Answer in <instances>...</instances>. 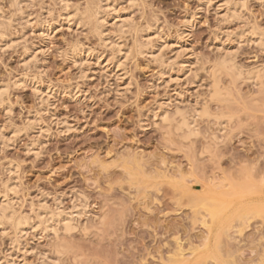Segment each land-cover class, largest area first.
Instances as JSON below:
<instances>
[{
	"label": "rangeland",
	"instance_id": "1",
	"mask_svg": "<svg viewBox=\"0 0 264 264\" xmlns=\"http://www.w3.org/2000/svg\"><path fill=\"white\" fill-rule=\"evenodd\" d=\"M252 27L264 0H0V264L194 259L213 244L194 191L249 179L264 204V90L212 76L222 55L264 65ZM204 104L212 117L194 115ZM253 214L203 263L264 264Z\"/></svg>",
	"mask_w": 264,
	"mask_h": 264
},
{
	"label": "bare ground",
	"instance_id": "2",
	"mask_svg": "<svg viewBox=\"0 0 264 264\" xmlns=\"http://www.w3.org/2000/svg\"><path fill=\"white\" fill-rule=\"evenodd\" d=\"M262 1V0H261ZM224 3V2H223ZM233 5V4H232ZM239 5V4H238ZM68 6V5H67ZM240 6V5H239ZM229 7V6H228ZM88 8V7H87ZM237 8V7H236ZM228 9V8H227ZM232 9H233V7H232ZM239 10V9H238ZM241 10V9H240ZM85 11V10H84ZM235 10H233L232 12H234ZM236 12H238V11H236ZM68 13V12H67ZM95 13V12H94ZM226 13V12H225ZM233 14V13H232ZM231 13H230V15H232ZM236 14V13H235ZM226 15H227V13H226ZM237 16V15H236ZM69 18V17H68ZM97 19V18H96ZM82 20H83V18H82ZM91 20V19H90ZM123 20V19H122ZM188 22V21H187ZM190 22V21H189ZM188 22V23H189ZM253 23V22H252ZM257 24V23H256ZM91 26V25H90ZM121 26V25H120ZM257 26H259V25H257ZM119 27V26H118ZM254 27V26H253ZM252 27V28H253ZM250 28V27H249ZM255 28H256V26H255ZM255 28H253L252 29V33L253 34H255V37L256 38H258V39H256L255 38V40H256V43L258 44V43H260L259 45H262L263 47H264V33H263V31H262V33L261 32H259V31H254L255 30ZM258 28V27H257ZM256 28V29H257ZM259 30V29H258ZM260 30H261V27H260ZM245 31V30H244ZM247 31V30H246ZM245 31V32H246ZM97 32V31H96ZM99 32V31H98ZM248 32V31H247ZM250 33V32H249ZM97 34V33H96ZM153 35V34H152ZM238 35V34H237ZM250 35V34H249ZM234 36V35H233ZM245 36V35H244ZM100 37V36H99ZM239 37V36H238ZM250 37V36H249ZM253 38H254V36H253ZM252 38V39H253ZM100 39V38H99ZM251 39V38H250ZM258 40H259V42H258ZM236 41V40H235ZM254 41V40H253ZM251 42H252V40H251ZM254 43V42H253ZM154 46V45H153ZM137 47V46H136ZM260 47V50L262 51L263 49H261V48H263V47H261V46H259ZM229 53V52H228ZM219 58V57H218ZM221 58V59H220ZM220 60H219V62H217L218 64H217V69H216V64H215V66H213V67H215V69L213 68V71L216 73H212V76H213V79L214 78H217V76L221 73V72H225V73H227V75H229V76H231L232 74H234L235 76H231V80H232V78H235L236 77V79L235 80H238L239 78L241 79V77H243V78H249L251 81H252V84H254V85H259L262 89H259L260 90V92H261V90H264L263 89V87H264V65H263V63H262V65H253L252 66V68H247L246 69V67H244V65L242 66H239V64H236V61H234V59L231 57V56H220ZM185 62V61H184ZM261 62V61H260ZM239 63V62H238ZM244 67V68H243ZM211 68V67H210ZM212 71V72H213ZM219 71H221L220 73H219ZM209 72V71H208ZM211 72V71H210ZM232 74H231V73ZM218 73V74H217ZM228 73H230V74H228ZM216 76H215V75ZM210 75H211V73H210ZM215 76V77H214ZM220 77V76H219ZM219 77H218V80H213L212 79V85H213V87L212 88H214V90H211L212 92H210V95H209V97H211V98H209L210 100L212 99V98H218V100H219V102L215 99V101L217 102V103H220L221 101H225V100H227L228 101V99H229V97H227L226 99H224V100H222L223 99V95L222 94H225V93H221V90L223 89V88H225V87H222L221 89L219 88L220 87V85H218V82L220 83V80H219ZM21 78V77H20ZM211 78V77H210ZM238 78V79H237ZM242 78V79H243ZM224 79V78H223ZM18 80V79H17ZM214 81V82H213ZM224 81V80H223ZM222 81V82H223ZM229 81V80H228ZM234 81V79L231 81V82H233ZM250 81V82H251ZM20 82V81H19ZM22 82V81H21ZM236 82V81H235ZM228 83V82H227ZM17 84V83H16ZM223 84V83H222ZM232 84V83H231ZM4 85V84H3ZM235 85V84H234ZM237 85V84H236ZM6 86V85H5ZM219 86V87H218ZM225 86V85H224ZM230 86V85H229ZM227 87H228V85H227ZM240 87V86H239ZM259 87V88H260ZM211 88V89H212ZM238 88V87H237ZM0 89H2V88H0ZM4 89V88H3ZM35 89V88H34ZM77 89V88H76ZM231 89V88H230ZM5 90V89H4ZM225 90H226V88H225ZM225 90H223V91H225ZM238 90V89H237ZM257 90V89H256ZM2 91V90H1ZM227 91V90H226ZM232 91V90H231ZM227 92H229V90L227 91ZM226 92V95L228 94ZM238 92V91H237ZM257 92H258V90H257ZM1 93V92H0ZM42 93V92H41ZM209 93V92H208ZM212 93V94H211ZM230 93V92H229ZM258 94V93H257ZM261 94H262V92H261ZM221 95H222V98H221ZM234 95V94H233ZM240 95H241V93H240ZM230 96V95H229ZM226 97V96H225ZM234 97V96H233ZM236 97V96H235ZM241 97V96H240ZM264 97V96H263ZM221 98V99H220ZM208 100V99H207ZM221 100V101H220ZM230 100V99H229ZM213 101H214V99H213ZM232 102V101H231ZM230 102V103H231ZM203 103H206V102H203ZM223 104V103H222ZM215 105V104H214ZM219 105V104H218ZM197 106V105H196ZM207 106L209 107V105L207 104ZM206 106V104H204L203 106L201 105V107H200V110H195V111H193L194 112V115L195 116H198L199 118H202V116L204 117V116H206V117H212L211 116V113L212 112H210L209 111V108ZM224 106V105H223ZM222 106V107H223ZM217 109V108H216ZM221 109V108H220ZM228 109V108H227ZM218 110V109H217ZM227 111V110H226ZM217 112V111H216ZM219 112V111H218ZM223 112V111H222ZM180 113V112H179ZM229 113H231V112H229ZM214 114H216V116H217V118H218V114L217 113H214ZM214 114H212L213 116H215ZM166 115V114H165ZM182 115V114H181ZM180 115V120H178V121H180V122H177L178 124H177V129H179V127L181 128L182 126H184L183 128H181V129H184L185 128V130H187V133H189V135L192 133V131L194 132V131H196L195 129V127H194V129H193V126L191 125L192 123L190 122H188L187 120H186V116L185 117H183V118H181L182 116ZM221 115H222V113H221ZM229 115V114H228ZM215 116V117H216ZM223 116V115H222ZM194 117V116H193ZM192 117V122H194V118ZM227 117V116H226ZM165 117H163V119H164ZM222 118V117H221ZM230 118V117H229ZM232 118V117H231ZM162 119V120H163ZM165 119H167V117L165 118ZM164 119V120H165ZM223 119V118H222ZM228 119V118H227ZM163 120V121H164ZM175 120H176V118H175ZM221 120V119H220ZM191 121V120H190ZM223 121H225V120H223ZM229 121H230V119H229ZM196 122V121H195ZM228 122V121H227ZM223 123V122H222ZM190 124V125H189ZM194 124V123H193ZM181 125V126H180ZM217 125V124H216ZM222 126V125H221ZM26 127V126H25ZM187 128V129H186ZM217 128H219V127H217ZM223 128V127H222ZM31 129V128H30ZM180 129V130H181ZM198 129V128H197ZM222 131H223V129H222ZM186 132V131H185ZM184 132V133H185ZM182 135V134H181ZM187 136H189L188 134H186ZM216 135V134H215ZM214 135V136H215ZM225 136H226V134H225ZM186 137V136H185ZM246 180V179H245ZM243 181V184H245V186H248V187H245L242 183L239 185V187H238V185H235V186H237V188L238 189H234V185H228L227 187H228V189H230V188H233V190L232 191H230L229 192V190L227 191V190H225L224 191V189H222V191L221 192H219V191H215V190H212V189H207V190H202V191H198V190H196L195 188H193V189H195L196 191H194L193 193H192V196L190 197V200L192 201V203H193V205H195V204H198V205H200V206H202L203 207V209H204V211L206 212L205 213V216L203 215V217L201 218L202 220H201V222H202V224L204 225V226H206L207 228H206V231H208L209 233H212L213 234V244L210 242V241H207V242H205L206 241V239H207V236H206V238L204 239V242H205V244H204V242L202 243V245H201V247H203V244H204V250H203V253H201V255H198L197 254V256L194 258V259H189V258H187V257H185V255L183 254V250H182V248H181V246H179L178 247V249H177V252L175 253V256H173V258L172 257H170V258H172V259H170V260H168L167 259V261H169L168 262V264H205L206 262H204L203 263V260L204 261H206V259L208 258H211V259H213L214 261L215 260H218V252H219V254H220V252H221V248H220V251H218L219 250V241H221V239H219L220 237H222V232H223V234H226L225 232H224V230H225V228L226 229H228V227H231V225L232 224H230V226H228L229 225V223H232L233 221H231L232 219H235V220H238V219H240V220H238L239 222L241 221L242 223H243V219H246V218H248L249 219V217L250 216H248V215H254V216H256L255 214H253V213H256V214H261L262 212L264 213V204H262L261 202H260V200L259 201H257L258 199H255L253 196H255V195H258V193L259 192H257L256 190H252V189H254L255 188V184H253V185H249V184H247L246 185V183L245 182H247L249 179H247V181ZM262 180V179H261ZM240 181V180H239ZM251 181V180H250ZM207 182V181H206ZM228 182V181H227ZM262 182V181H261ZM248 183H250V182H248ZM220 184V183H219ZM262 183H260V185H261ZM6 185V184H5ZM205 185V184H204ZM211 185V184H210ZM241 185H243V186H241ZM263 185V184H262ZM241 186V187H240ZM254 186V187H253ZM7 187V186H6ZM202 187V186H201ZM209 187V186H208ZM230 187V188H229ZM252 187V188H251ZM213 188H214V186H213ZM258 188V187H257ZM216 189V188H215ZM7 190V189H6ZM227 192V193H226ZM187 193V192H186ZM188 194V193H187ZM187 197H189V196H187ZM237 199H242V203L241 204H236L235 202H236V200ZM189 200V199H188ZM244 200V201H243ZM190 202V201H189ZM240 203V202H239ZM191 204V203H190ZM2 206V205H1ZM5 208V207H4ZM1 209V208H0ZM2 209H3V207H2ZM4 211H5V209H3ZM45 210V209H44ZM52 210V209H51ZM57 210V209H56ZM46 211V210H45ZM44 212V211H43ZM49 212V211H48ZM6 213V212H5ZM10 213H12L11 211H10ZM54 213V212H53ZM51 214L49 217L51 218L52 217V219H54V221H60L61 222V220L63 219V223L66 221V217L65 216H63L62 215V213L60 214V212H56V213H54V214ZM4 214V213H3ZM14 214V213H13ZM12 214V215H13ZM41 214V213H40ZM48 214H50V212L48 213ZM64 214V213H63ZM68 214V213H67ZM198 214V213H197ZM258 214V215H259ZM62 215V216H61ZM200 215V214H199ZM1 216H2V214H1ZM4 216V215H3ZM9 216H10V219L12 218L11 217V214H9ZM201 216V215H200ZM248 216V217H247ZM5 217H6V215H5ZM8 217V216H7ZM16 217V216H15ZM206 217H207V219H206ZM261 217H264V215H262ZM3 218V217H2ZM1 218V219H2ZM13 218H14V216H13ZM17 218V217H16ZM15 218V219H16ZM18 218H19V215H18ZM22 218V217H21ZM10 219L8 220V222L10 221ZM64 219H65V221H64ZM4 220V219H3ZM12 220V219H11ZM14 220V219H13ZM18 220H20V221H17V219H16V221H17V223H16V221L14 222V223H16V224H14L13 222H12V224H13V227H14V225H16V229H18L19 228V226H20V224L22 223V220L21 219H18ZM25 220V219H24ZM23 220V221H24ZM247 220V219H246ZM28 221V220H27ZM53 221V222H54ZM67 221H68V218H67ZM237 221V222H238ZM4 222H6V221H4ZM200 222V223H201ZM241 222L239 223L240 225H243V224H241ZM25 223V222H24ZM4 224V223H3ZM10 224H11V222H10ZM68 224H69V221H68ZM67 224V222H65L64 223V225H65V227H64V230H65V228L67 229L68 227H71L70 226V224L68 225ZM22 225V224H21ZM50 225V224H49ZM63 225V226H64ZM67 225V226H66ZM235 225V224H234ZM12 226V225H11ZM9 227V226H8ZM234 227V226H233ZM23 228V227H22ZM72 228V227H71ZM70 228V229H71ZM232 228V227H231ZM235 228V227H234ZM63 229V228H62ZM69 229V230H70ZM237 229V228H236ZM22 229H20V231H21ZM19 231V232H20ZM65 231H67V230H65ZM226 231V230H225ZM239 232V231H238ZM241 232V231H240ZM206 234H207V232H206ZM211 234V235H212ZM226 236V235H225ZM230 238V237H229ZM226 240V239H225ZM228 242V241H227ZM179 244V243H178ZM189 245H191V244H189ZM225 245V244H224ZM178 246V245H177ZM220 246H222V244L220 245ZM188 247H190V246H188ZM192 247H194V246H192ZM191 247V248H192ZM198 247V245L196 246V248ZM200 246H199V249L201 248ZM195 248V247H194ZM187 249V248H186ZM185 249V250H186ZM190 249V248H189ZM188 249V250H189ZM193 250H197V249H192V251ZM201 250V249H200ZM191 251V252H192ZM194 252V251H193ZM226 252V251H225ZM229 252H231V251H229ZM173 253V254H174ZM222 253V252H221ZM228 252H226V254H227ZM186 254V253H185ZM224 254V252L221 254V255H223ZM228 256H230V254L228 255ZM174 257H176V258H174ZM226 257V256H225ZM264 257V256H263ZM225 260H227L226 258H225ZM224 260V261H225ZM216 262V261H215ZM214 262V263H215ZM226 262V261H225ZM227 262H229V259L227 260ZM226 262V263H227ZM231 262V261H230ZM230 262H229V264H230ZM234 261L232 260V262L231 263H233ZM217 263V262H216ZM212 264V263H211ZM222 264V263H221ZM223 264H224V262H223ZM228 264V263H227Z\"/></svg>",
	"mask_w": 264,
	"mask_h": 264
}]
</instances>
